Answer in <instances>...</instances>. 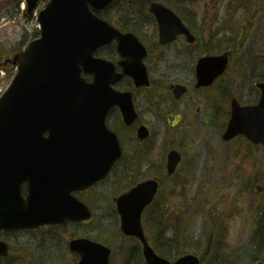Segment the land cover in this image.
Returning a JSON list of instances; mask_svg holds the SVG:
<instances>
[{"label":"rangeland","instance_id":"1","mask_svg":"<svg viewBox=\"0 0 264 264\" xmlns=\"http://www.w3.org/2000/svg\"><path fill=\"white\" fill-rule=\"evenodd\" d=\"M22 1L24 0H21L20 5ZM149 1L151 0H132L131 3H123L120 8L108 14L107 20L117 26L130 28L134 27L132 22H144L141 23V27L145 30L143 33L146 35L144 42L147 44L149 42L152 43L155 27L151 20L153 18L147 11ZM157 2L166 4L176 10L185 19H197V25L211 24L210 29L213 33H217V37L208 38L207 41L211 44L212 48L209 52L218 53L221 50H231L233 56L232 62L237 66L236 69L230 68L228 73L220 80V85L216 88L217 94L220 88V94L223 99L225 97L231 99L233 96H236L243 105L255 103L259 93L255 90L254 84L259 80L264 81V0H158ZM45 3H41L39 9H42ZM20 5L19 0H0V57L4 52L7 53V49L12 51L17 48H23L34 36L35 38L38 37L36 35L39 29L37 12L35 11L31 16H28L25 14L23 6L21 5L20 8ZM219 41H221L222 45L217 44ZM214 42L217 46L213 44ZM176 43L180 46L178 49H187L185 51L188 54L191 53L188 51L191 48L183 41L179 40ZM150 48H152V54H160L158 55L159 60L156 61L155 65L151 62V57L147 62L150 67L151 77H160L164 82L171 79L187 83L193 81L194 74L187 69L168 71L171 64H167L165 61L174 60L175 56H172L173 53L168 54L171 47H168L166 50L156 48L155 46H151ZM200 51V48H195L194 56L190 57L191 61H195L200 57V55L196 56ZM177 63H181V61ZM8 68L9 70L5 71L0 69V94L8 88L15 74V71L13 73L10 70L11 66H8ZM126 87H131L129 82ZM223 90L224 93L222 92ZM156 93H160L158 98ZM156 93L153 95V101H151L152 95L148 92L138 93L136 96L139 101L140 110L143 113L142 119L150 125L153 132L151 140L143 145L144 148H139V151L142 154H151L150 157L154 161L162 154L159 161L160 165L163 163L166 149L170 147L177 146L183 152L187 151V155L177 176L174 179L165 180L156 203V205H159L160 210L157 211L156 208L149 218L156 217L157 221L166 222L169 218L165 213L167 212L168 205H172L175 211L180 208V213L175 216L174 210L171 209L170 218L180 220L183 213L188 208L191 209L194 204L193 202L189 203V200L196 197L195 195L199 191V202L203 203L204 207L208 203L210 210L214 214L209 215L206 219L203 218V215L201 216V221L197 228L199 234L189 244L186 251H197L202 255L209 247V235L214 233L216 242L212 246L213 264H217L222 260V257L234 253L235 249L241 246L242 237H245L247 230H249L248 217L252 213V208L254 205H263L264 200L256 193V188L259 192L262 190L264 195V148L258 150L252 149L250 153L253 159L250 158L247 161L243 159L237 161L230 160L228 165H226L221 157L222 153H219L226 149H231L232 151L240 147L236 144L219 147L218 153L216 146H213V131L215 128L213 120L208 121L209 126L206 127V135L204 136L189 133L190 129H194V123L186 127L185 134L181 130L183 125L169 131L170 125L167 124L168 119L166 114L159 111L160 102H166L168 97L164 92L157 91ZM206 109L209 110L208 103L206 104ZM115 121L116 115H112L109 119V125ZM224 121L225 119H222L221 123L223 124ZM120 133L125 149L131 154L135 149L134 144L136 141L134 136L131 139V132L129 131L120 130ZM197 155H203V157L201 160L194 162ZM122 163L123 161L117 165L118 172H116V176L108 183L94 189L92 211L95 213V217L87 226H80L64 231L54 228L47 230L50 233L39 232L35 235L32 232H20L14 236L3 237V239L14 249L26 251V248H31L27 250L29 253L32 252V249L35 252L39 250L43 251V253L38 255V260L47 264H66V260L61 258V255L50 253H56L58 249L62 248L63 241H67V244L71 238L70 233L77 234L78 237H86L98 241L97 238L100 237L103 228H107L110 224H117L118 216L114 211L113 201L110 199V196L116 191L123 182V178L130 171L129 167H124ZM198 166L199 169L195 171ZM136 167L137 161H135L134 168L136 169ZM146 169L141 170L140 177L143 178L145 176ZM214 175L216 177L215 180L213 178ZM227 178H230L229 183L227 186L222 187L219 182ZM231 178L237 180V182L234 184ZM186 181L189 182L187 186H185ZM125 183H129V181ZM231 185H235L234 190L230 189ZM188 190H191L192 197L187 201L181 200L182 196L185 197L187 195L186 192ZM170 195V198H166ZM83 198V196L79 197L81 200ZM84 199L90 200L89 198ZM176 200H179V202ZM233 203L235 205L238 203L245 210L244 217L227 224L224 222L223 216H217L216 214L226 213V206ZM227 209L229 211L230 208L227 207ZM200 212H203V209ZM205 215H207V210L205 211ZM192 216H194L193 213L186 219L185 225H187L188 220ZM201 224H204V226L201 227ZM226 228L229 230L228 236ZM114 229V226L109 227L106 231L107 236L103 235L104 239H108L111 242L118 236L117 231ZM149 232L152 242L156 246L157 233L151 232V230ZM224 237L226 239L221 241ZM121 238L115 244V249L119 251L121 245L124 244L125 250L129 252L130 241L124 240L122 243ZM218 244L222 247L221 251ZM65 247L67 248L66 245ZM207 255H209L208 252ZM118 256L120 255L118 254ZM72 259L73 257L70 260ZM209 259H211V255ZM209 259L206 261L207 264ZM24 260L29 261L31 264H44L36 260L35 256L27 257L25 254L22 255L20 250H17L11 258L4 260L2 264H23ZM122 260L123 255L116 262L118 264H127V259L123 262Z\"/></svg>","mask_w":264,"mask_h":264},{"label":"water","instance_id":"2","mask_svg":"<svg viewBox=\"0 0 264 264\" xmlns=\"http://www.w3.org/2000/svg\"><path fill=\"white\" fill-rule=\"evenodd\" d=\"M38 1L27 0L30 13ZM113 1L52 0L39 17L41 39L32 42L25 52L13 58V64L19 65V71L0 101V168L6 169V182L15 196L20 194L21 185L26 181L33 186L34 195L40 194L39 185L46 193L49 188L43 207L44 222L60 221L69 216L59 212L60 205L63 210L68 207V199L80 207V203L62 194V190L49 181L50 176L59 175L63 182L71 178V173L60 172L59 166L64 160L71 159L66 139L74 134L78 120L79 130L104 128L108 110L118 104L120 97L125 99L127 96L116 94L110 88V84H115L123 75L111 81L110 75L114 70L107 62L93 58L96 49L117 40L122 57L138 56L132 59L133 65L124 64V75L131 76L138 87L149 85L147 70L142 62L145 49L136 36L121 35L92 15L90 6L102 10ZM150 12L158 19L162 43H167L180 33L194 40L172 11L153 3ZM175 24L176 28L169 31ZM227 64V56L203 59L197 69V87L211 85L225 71ZM83 72L93 75L94 83H87L82 78ZM173 88L177 98L186 92V88L181 86ZM259 88L262 97L257 106L241 107L237 101H233L231 119L223 136L225 141L242 134L254 144L264 145V85H259ZM127 101L132 112L131 97ZM129 114H125L127 123L133 122V114ZM46 132H49L47 138L44 136ZM93 134L97 136V133ZM146 136V131L142 129L140 138ZM112 143L117 145L116 137L111 134L110 138L101 140L95 152L108 150ZM43 145L52 150L46 162L41 161ZM179 162L178 153L169 154L167 168L170 175L175 172ZM87 167L92 171L98 169L95 165ZM103 175H95L94 179ZM157 190L155 181L146 182L118 201L122 230L142 239L147 264H199V259L193 255L170 263L158 257L148 245L140 225V214L151 203ZM85 215L86 212L80 214V219ZM77 246L73 245L72 248L78 249ZM82 264H109V251L94 249L88 256L83 255Z\"/></svg>","mask_w":264,"mask_h":264},{"label":"trees","instance_id":"3","mask_svg":"<svg viewBox=\"0 0 264 264\" xmlns=\"http://www.w3.org/2000/svg\"><path fill=\"white\" fill-rule=\"evenodd\" d=\"M112 12V9H107V11L100 13V16L107 18L108 14ZM108 19V18H107ZM251 229L249 230L244 244L235 249V252L222 257V260L217 264H254L256 262L264 261V208L259 211V214L255 218V222L251 223ZM173 239H167V245L160 246L159 250L163 252L167 257H176L185 254L189 244L192 242L190 238L189 231H184L181 227H176ZM210 241L208 242L209 247L202 254V262L207 264V259L211 255L208 264H213V244L216 242L215 234L211 233L209 235ZM224 237L221 241H224ZM220 251L222 247L218 244ZM207 252L209 255H207Z\"/></svg>","mask_w":264,"mask_h":264},{"label":"flooded vegetation","instance_id":"4","mask_svg":"<svg viewBox=\"0 0 264 264\" xmlns=\"http://www.w3.org/2000/svg\"><path fill=\"white\" fill-rule=\"evenodd\" d=\"M181 39V38H180ZM184 40V39H181ZM180 40V41H181ZM168 47H171L168 54L173 53L172 56H174V60H167L165 63L171 64L169 65L170 70H181V69H187L188 71L193 72L196 66L197 59L195 61H191L190 57L194 56L192 53V50L189 49L188 51L191 52L190 54L187 53V49H178L179 44L173 43L165 48H162V50H166ZM159 53H153L151 56V62L153 64H156V61L159 60ZM164 55V54H162ZM183 56V58H182ZM181 61V63H177ZM191 84L189 87H192L193 84ZM214 88L210 89H200V90H194L193 88L190 89L189 93H193L192 95L184 97L180 101H176L172 96L169 97V103L167 105V110L169 116V124H171V127L174 128L176 125L182 122V120L185 117H189L190 115H193L197 121H199V117L206 113V104L209 103L207 94L213 92ZM172 95V92H171ZM200 101H203L200 103ZM137 109L139 108L138 104L136 103ZM119 114L118 112H114ZM175 123V124H174ZM206 124L205 122H203Z\"/></svg>","mask_w":264,"mask_h":264}]
</instances>
